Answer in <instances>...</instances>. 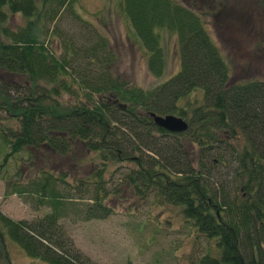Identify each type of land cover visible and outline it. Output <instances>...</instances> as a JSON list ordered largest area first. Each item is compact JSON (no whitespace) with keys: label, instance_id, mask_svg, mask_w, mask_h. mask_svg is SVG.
I'll list each match as a JSON object with an SVG mask.
<instances>
[{"label":"trees","instance_id":"1","mask_svg":"<svg viewBox=\"0 0 264 264\" xmlns=\"http://www.w3.org/2000/svg\"><path fill=\"white\" fill-rule=\"evenodd\" d=\"M122 2L148 51L151 76L164 75L165 39L173 38L179 52V71L150 90L112 75L115 55L95 28V40L82 45L45 28L69 0H0V171L15 169L2 175L5 195L31 196L49 208L33 221L0 211V243L8 238L45 264H85L67 234L70 216L105 220L113 199L152 193L205 239L204 255L190 264H264V80L240 81L191 7ZM9 15L25 25L6 26ZM151 113L180 117L188 130L168 133ZM33 155L41 167L29 183L22 169ZM121 167L125 175L108 189L105 177ZM56 181L76 185L81 195L61 193Z\"/></svg>","mask_w":264,"mask_h":264},{"label":"rangeland","instance_id":"2","mask_svg":"<svg viewBox=\"0 0 264 264\" xmlns=\"http://www.w3.org/2000/svg\"><path fill=\"white\" fill-rule=\"evenodd\" d=\"M176 1L203 15L213 39L240 81L264 80V0ZM23 25L25 20L20 15H9L6 26L16 28ZM45 28L59 34L63 40L72 39L80 45L95 40L92 31L95 28L108 40L115 55L112 75L143 90L162 84L180 69L175 40L169 38L164 41V75L161 78L151 76L146 67L148 51L131 25L122 0H69L57 21L46 24ZM2 156L3 152L0 153V163ZM43 161H47L46 158L41 163ZM31 163L30 168L22 169V180L29 183L37 179L41 167L35 156ZM64 168L59 170L72 174V169ZM14 172L13 166L8 164L0 171V211L14 221L40 219L49 208L37 207L34 197L5 195L2 175L10 177ZM83 172L77 174L78 180ZM125 173L126 168L121 167L112 176L108 174L105 177L108 189L112 190V184H116ZM58 175L56 173L55 177L59 179ZM67 178L70 182L75 179L72 176ZM55 183L63 194L69 193L74 199L81 195L76 185L69 188L60 181ZM89 188L94 191L95 184ZM119 197L109 202L114 213L105 220L84 222L70 216L65 222L73 248L85 264H190L204 255L205 239L182 219L177 208L160 207L152 193L148 199H134L131 194ZM9 263L45 264L29 258L17 244L4 237L0 243V264Z\"/></svg>","mask_w":264,"mask_h":264},{"label":"water","instance_id":"3","mask_svg":"<svg viewBox=\"0 0 264 264\" xmlns=\"http://www.w3.org/2000/svg\"><path fill=\"white\" fill-rule=\"evenodd\" d=\"M149 117L152 119L155 126L168 133L182 134L188 130L187 122L175 115L159 116L151 113Z\"/></svg>","mask_w":264,"mask_h":264}]
</instances>
